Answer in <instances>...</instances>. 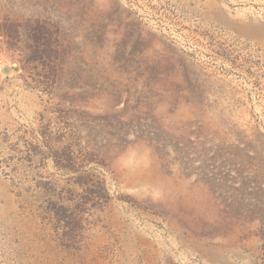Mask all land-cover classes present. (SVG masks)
<instances>
[{
	"label": "rangeland",
	"instance_id": "374dc122",
	"mask_svg": "<svg viewBox=\"0 0 264 264\" xmlns=\"http://www.w3.org/2000/svg\"><path fill=\"white\" fill-rule=\"evenodd\" d=\"M264 0H0V264H262Z\"/></svg>",
	"mask_w": 264,
	"mask_h": 264
},
{
	"label": "trees",
	"instance_id": "16d2710c",
	"mask_svg": "<svg viewBox=\"0 0 264 264\" xmlns=\"http://www.w3.org/2000/svg\"><path fill=\"white\" fill-rule=\"evenodd\" d=\"M259 236H260V241H262L260 249L262 250V254L264 255V223L261 226ZM262 264H264V260L262 261Z\"/></svg>",
	"mask_w": 264,
	"mask_h": 264
}]
</instances>
